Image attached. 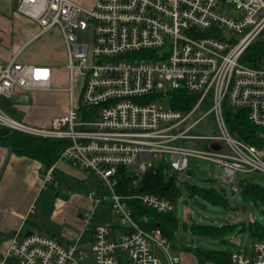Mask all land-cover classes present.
Listing matches in <instances>:
<instances>
[{
	"label": "built area",
	"instance_id": "2783aa9c",
	"mask_svg": "<svg viewBox=\"0 0 264 264\" xmlns=\"http://www.w3.org/2000/svg\"><path fill=\"white\" fill-rule=\"evenodd\" d=\"M15 11L34 20L41 33L59 30L67 57V109L43 126L18 121L0 109V131L67 140L58 160L87 174L90 206L81 216L84 227L106 202L115 222L94 225L88 248L78 239L64 246L43 234L15 233L0 264L9 259L17 264H160L155 249L167 264H178L179 257L169 253V240L158 228H145L146 217L135 220L128 205L137 200L168 213L172 202L148 191L116 193V171L137 174L135 184L152 169L160 172L154 159L162 161L166 153L169 167L181 174L193 157L217 164L227 184L247 173L264 176V148L232 137L222 115L226 103L264 127V58L255 66L241 61L253 42H264V0H95L91 6L17 0ZM76 74L82 76L78 100ZM50 81L47 66L14 59L0 63V97L9 98L16 89L47 91ZM170 81L171 89L162 91ZM177 87L195 96L190 110L171 107L170 92ZM163 99L168 107L161 105ZM208 117L215 131L190 134ZM204 141L207 148L197 147ZM214 143L217 149L211 148ZM54 167L44 170L43 184L51 180ZM230 259L232 264H264V241L232 250Z\"/></svg>",
	"mask_w": 264,
	"mask_h": 264
},
{
	"label": "crops",
	"instance_id": "0c3cea01",
	"mask_svg": "<svg viewBox=\"0 0 264 264\" xmlns=\"http://www.w3.org/2000/svg\"><path fill=\"white\" fill-rule=\"evenodd\" d=\"M72 1L91 6L95 0ZM16 3L17 0H0V63L14 59L21 64L49 67L51 89L47 91L35 90L28 94L16 89L11 97H0V106L9 108L12 115L4 110L5 113L18 121L43 126L47 125L53 116L61 115L67 109V57L65 62L62 54L64 52L56 49L59 44L55 43L52 38V29L55 28L41 33L34 20L15 11ZM23 95H28L27 101L22 99ZM40 101L44 102L40 104ZM48 102L52 104L54 110L48 113L49 115L41 114L42 106ZM15 113L20 116L19 119L13 116ZM45 169L46 167L40 161L18 154L10 149L4 141H0V255L7 240L15 233L43 234L64 246L78 239L82 247H89L93 226L89 227L88 225L85 228L80 214H71V209L82 208L85 211L90 206L89 201L85 198V192L88 189L86 187L87 174L73 167L66 160H57L51 180L43 184L42 176ZM187 175L189 176L188 173ZM238 183L244 182H240L238 179ZM47 184H52L55 190L64 187L70 192L65 199H60L58 193H55V197L51 199L47 212V221L50 224L44 223L36 216L30 218L33 215H38L37 208L34 209L35 198H39L42 191L47 190ZM77 190H84V196L79 195ZM46 200L43 199L42 202V213ZM184 221L181 222L187 226L195 224H187V221ZM238 222L247 223H244L243 220L232 223ZM194 241V237L187 241L185 232L182 234L177 232L175 240L170 242L172 252L170 255L179 257L178 264H214L212 262L199 263L194 254L185 249L187 246H196ZM229 242L233 244V242ZM236 248L241 250L240 247ZM155 250V256L160 264H167L162 252L159 249ZM156 252L162 259L156 255Z\"/></svg>",
	"mask_w": 264,
	"mask_h": 264
},
{
	"label": "trees",
	"instance_id": "16d2710c",
	"mask_svg": "<svg viewBox=\"0 0 264 264\" xmlns=\"http://www.w3.org/2000/svg\"><path fill=\"white\" fill-rule=\"evenodd\" d=\"M264 58V42H253L243 54L241 61L249 66H255L259 58ZM173 109L188 111L193 106L195 96L187 93L184 89H173L171 92ZM222 115L230 135L248 145L258 148H264V127L252 124L247 116V112L243 109H235L224 103ZM0 141H4L6 145L16 151L18 154L32 157L45 167L50 166L58 160L60 152L68 146L69 142L64 139H42L27 136L18 132L8 131L7 134H0ZM161 173V172H160ZM117 184L115 192L120 195H136L138 194L139 182L134 184L137 176L125 169L119 168L116 171ZM168 180V179H167ZM166 181L161 180V185L166 184ZM244 182L240 187V194L244 201L254 203L255 206L262 207L260 209L261 218L264 220V187L252 181L241 179ZM184 191L191 198H201L212 205L226 207L228 201L223 197L218 190L214 188L201 187L196 184H191L184 181ZM159 197L168 198L171 202L175 200L179 194L172 184L167 190L153 189L149 190ZM128 205L133 213V218L139 221L142 217L147 218V222L143 224L145 228H158L160 232L169 240H175V234L180 232V229H188L194 237H210L221 243L220 248L207 249L200 246H187L185 249L192 252L199 263L212 262L214 264H232L230 256L232 250L230 242L224 239L234 232L238 227L240 231H247L251 239L264 241V225L256 221H247L243 223H227L220 226L191 224L187 226L184 222H180L174 210L168 213H157L154 210L142 206L137 200H129ZM24 235L23 233H21ZM7 264H17L13 259L7 260Z\"/></svg>",
	"mask_w": 264,
	"mask_h": 264
},
{
	"label": "rangeland",
	"instance_id": "374dc122",
	"mask_svg": "<svg viewBox=\"0 0 264 264\" xmlns=\"http://www.w3.org/2000/svg\"><path fill=\"white\" fill-rule=\"evenodd\" d=\"M58 29H52V38L56 43L58 42L59 46L56 49L58 51H63V57L66 62V49L60 37ZM82 83V76L77 74L74 78V99L78 100L80 87ZM174 85L173 81L165 82L163 85L162 91H169L171 87ZM44 101H40V104ZM158 102V101H157ZM167 99H163L161 105L163 107H168ZM205 107V106H204ZM0 108L4 111L10 112L9 108ZM54 110V107L50 102L45 103L42 106L40 113L48 114ZM4 111V112H5ZM11 113V112H10ZM12 115V113H11ZM49 115V114H48ZM13 116L17 119L20 118L18 114H13ZM215 131L213 127L211 128V117H208L200 124L195 126L190 134H198V135H207L209 131ZM208 142L204 141L199 144L200 148H207ZM184 146H188V143H184ZM162 161H158L154 159V163L160 167V172L162 176V180L166 181L170 176L174 178V185L178 190L179 194L176 196L175 200L172 201L173 210L178 218V220L187 221V224L195 223V224H204V225H214L219 226L221 224L232 223L234 221L243 220L244 223L247 221H256L260 224L264 225V220L261 218L260 209L262 207L255 206L254 203L246 202L242 198L240 194V187L238 183V179H245L247 181H252L254 183L260 184L264 187V176L259 173H247L243 175H238L235 182L231 184L224 183L220 180L221 170L219 166L213 162H209L206 160H201L193 157H189L188 159V172L185 174H181L169 167V155L164 153L162 154ZM189 174V176L187 175ZM135 174V173H134ZM137 176V174H135ZM178 177H180L178 179ZM93 181H95L93 179ZM184 181H187L191 184H196L201 187L214 188L218 190L219 187L223 186L225 188V197L228 201V205L226 207H221L218 205H212L210 202L205 201L201 198H191L184 191ZM47 190H43L39 198H35L36 202H34V209L37 208L38 215H33L30 218L38 217L40 220H43L44 223H48L47 221V212L50 207L51 199L55 197V193H58V197L60 199H65L69 196L70 192L64 187H59L57 190L54 189L52 184L46 185ZM87 187V186H86ZM231 190H234V194L231 195ZM79 191V192H78ZM77 193L81 196H84V190H77ZM43 199H47L44 202V212L43 211ZM50 199V200H48ZM87 210V209H86ZM80 216L83 215L84 209H71V214ZM115 222L110 205L106 202L105 204H100L95 209L89 227L94 225H109ZM185 222V221H184ZM50 224V223H48ZM238 227L234 232L230 233L227 236H223L224 239H227L233 244H230V247L237 249L236 247H240L241 250L249 247L253 240L247 233V231H240ZM91 229V228H89ZM187 241H190L192 236L188 230L180 229V233H184ZM194 244L196 246H201L203 248H220L221 243L218 240L212 239L210 237H194ZM156 251V250H155ZM169 253L172 254L171 249H169ZM156 255H159V258L162 259L160 254L156 252Z\"/></svg>",
	"mask_w": 264,
	"mask_h": 264
},
{
	"label": "water",
	"instance_id": "95a60500",
	"mask_svg": "<svg viewBox=\"0 0 264 264\" xmlns=\"http://www.w3.org/2000/svg\"><path fill=\"white\" fill-rule=\"evenodd\" d=\"M22 97H23L22 98L23 100L27 101L28 95H23ZM7 133H8L7 130L0 131V134H7ZM211 148L217 149L218 145L215 143L211 144ZM171 184H172V177L170 176L166 184L161 186V175H160L159 169L155 168V169L148 171L141 177L140 182H139L138 192L149 191L153 189L167 190ZM242 185L243 183H240L239 187H242ZM218 192H220L222 196L225 197V188L223 186L218 188ZM233 194H234V190H231V195ZM25 235H28V233Z\"/></svg>",
	"mask_w": 264,
	"mask_h": 264
},
{
	"label": "snow or ice",
	"instance_id": "6c2138e0",
	"mask_svg": "<svg viewBox=\"0 0 264 264\" xmlns=\"http://www.w3.org/2000/svg\"><path fill=\"white\" fill-rule=\"evenodd\" d=\"M44 74H46V73H44ZM40 75H41V73H40V72H38V73H37V76L39 77Z\"/></svg>",
	"mask_w": 264,
	"mask_h": 264
},
{
	"label": "flooded vegetation",
	"instance_id": "af4514ba",
	"mask_svg": "<svg viewBox=\"0 0 264 264\" xmlns=\"http://www.w3.org/2000/svg\"><path fill=\"white\" fill-rule=\"evenodd\" d=\"M162 186V185H161Z\"/></svg>",
	"mask_w": 264,
	"mask_h": 264
}]
</instances>
